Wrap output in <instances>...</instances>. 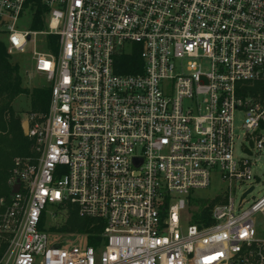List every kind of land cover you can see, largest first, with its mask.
<instances>
[{
	"label": "built area",
	"instance_id": "1",
	"mask_svg": "<svg viewBox=\"0 0 264 264\" xmlns=\"http://www.w3.org/2000/svg\"><path fill=\"white\" fill-rule=\"evenodd\" d=\"M0 43L30 44L50 90L0 199V264H264V0H0ZM72 213L92 245L54 237Z\"/></svg>",
	"mask_w": 264,
	"mask_h": 264
},
{
	"label": "trees",
	"instance_id": "2",
	"mask_svg": "<svg viewBox=\"0 0 264 264\" xmlns=\"http://www.w3.org/2000/svg\"><path fill=\"white\" fill-rule=\"evenodd\" d=\"M41 9L37 10L35 22L32 24L33 30H40L42 28L38 17ZM9 56L5 52V48L0 43V141L10 149L14 156L26 157L30 154L29 142L21 131V122L14 118L11 110V103L20 95L25 93L21 88V78L18 74V67L12 66L9 63ZM140 61L138 53L135 52L130 56H122L117 61L116 71L120 74L135 73L139 67ZM49 89H35L31 94L32 105L35 112L45 111L49 102ZM264 128V125H262ZM5 198L9 196V189H7ZM203 217H207L208 210L203 212ZM91 221L80 219L73 213L68 218L67 223L61 227V232L67 233H85L89 236V244L96 241L100 234L99 227L91 228ZM92 236V237H91ZM2 248H0V257Z\"/></svg>",
	"mask_w": 264,
	"mask_h": 264
},
{
	"label": "rangeland",
	"instance_id": "3",
	"mask_svg": "<svg viewBox=\"0 0 264 264\" xmlns=\"http://www.w3.org/2000/svg\"><path fill=\"white\" fill-rule=\"evenodd\" d=\"M31 45L29 44L22 55H14L9 57V63L18 67V74L21 78V88L25 90L23 95L18 96L10 105L14 114V118L19 119L22 123L25 121L28 113L35 112L32 105L31 94L35 89H46L45 81L42 77L36 74L33 70L31 61ZM264 136V131L261 133ZM1 140V139H0ZM26 157H30V154ZM17 158L25 159L23 157L14 156L8 146L1 144L0 141V199L5 198L6 191L8 189V181L13 169L14 160ZM32 158V157H30ZM255 161V168L253 174L258 178L260 185L255 189V195L264 189V151L253 157ZM222 193V186L218 183L215 177L212 178L210 186L204 191L196 192V197H202L207 200H211ZM240 193L236 194L238 198ZM1 211V210H0ZM55 235V238L66 240L69 237V233L61 232ZM75 235L76 233H70ZM2 254V253H1ZM2 257V255H1ZM1 259V258H0Z\"/></svg>",
	"mask_w": 264,
	"mask_h": 264
},
{
	"label": "water",
	"instance_id": "4",
	"mask_svg": "<svg viewBox=\"0 0 264 264\" xmlns=\"http://www.w3.org/2000/svg\"><path fill=\"white\" fill-rule=\"evenodd\" d=\"M26 128H27V122L23 121L21 123V131H22L23 135H25V133H26ZM19 186H20V184H19V181L17 180L16 184L13 187H11V189L9 190L10 195L16 194L18 192Z\"/></svg>",
	"mask_w": 264,
	"mask_h": 264
}]
</instances>
